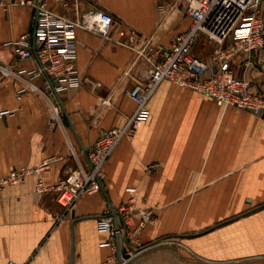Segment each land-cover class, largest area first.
Returning <instances> with one entry per match:
<instances>
[{"label": "crops", "instance_id": "1", "mask_svg": "<svg viewBox=\"0 0 264 264\" xmlns=\"http://www.w3.org/2000/svg\"><path fill=\"white\" fill-rule=\"evenodd\" d=\"M45 1L71 20L89 9L114 18L108 37L76 28L82 84L53 98L56 126L46 95L31 88L21 93L23 80L0 74V109L10 112L0 119V178L49 159L42 177L56 184L79 163L88 166L100 132L123 126L135 111L124 90L147 69L138 49L167 44L190 18L178 6L161 14L162 0ZM34 12L30 4L0 0V64L36 67L14 55V42L34 28ZM263 61L264 49L232 63L261 93ZM31 81L44 87L47 78ZM147 110L136 133L107 159L101 191L81 197L71 210L56 193L38 192L37 175L0 191V264H120L99 219L131 198L137 208L157 209V223L140 234L143 244L179 239L188 248L181 250L189 256L185 264H264V118L169 81L158 86ZM138 219L135 214L134 223ZM143 259L139 264H149Z\"/></svg>", "mask_w": 264, "mask_h": 264}, {"label": "built area", "instance_id": "2", "mask_svg": "<svg viewBox=\"0 0 264 264\" xmlns=\"http://www.w3.org/2000/svg\"><path fill=\"white\" fill-rule=\"evenodd\" d=\"M62 1V0H56ZM161 14L184 2L190 18L187 29L176 34L167 44L146 43L139 48L147 62L143 76L136 79L124 93L135 103V111L121 127L104 129L87 154L88 166L78 167L56 184H48L42 171L49 159L34 168L21 167L0 178V191L6 186L22 183L30 175H37L36 188L40 193L54 192L58 202L68 211L85 195L101 191L105 179L104 166L120 141L132 137L140 123L148 116L147 103L163 81L197 91L215 100L219 106H235L264 118V93L254 89L253 82L238 75L233 66L237 57L249 58L264 49V0H162ZM21 5L34 7V28L14 42V55L18 61L34 60L33 69L0 64V74L13 76L24 82L19 92L28 88L46 95L52 108L51 126L60 123L59 109L53 98L63 92L80 87L82 78L76 66V28L108 37L114 27V18L99 9H89L78 20L57 13L45 0H17ZM203 37L213 48L209 59L193 53L196 41ZM264 70V61L261 63ZM47 78L44 87L31 80ZM10 114L0 109V119ZM139 217L134 223L133 216ZM157 209H140L134 198L114 210H108L99 219V227L109 233L108 244L120 264H128L146 245L140 234L147 224H156ZM121 244V249H120ZM5 264H19L8 260Z\"/></svg>", "mask_w": 264, "mask_h": 264}, {"label": "rangeland", "instance_id": "3", "mask_svg": "<svg viewBox=\"0 0 264 264\" xmlns=\"http://www.w3.org/2000/svg\"><path fill=\"white\" fill-rule=\"evenodd\" d=\"M177 6L182 8L184 14H186L184 2L179 3ZM207 45L209 46V43L205 38L198 39L193 47V53L206 56V59H209L213 48L210 46V48L208 47L209 49H206ZM182 249H188L182 241L175 238H168V240L159 242L143 250L144 252H140V254L131 261V264H139L142 258H144L143 262L141 261L142 263L145 261V263L149 264H178L180 259L183 260L184 264L189 263V256L183 255L181 253Z\"/></svg>", "mask_w": 264, "mask_h": 264}, {"label": "water", "instance_id": "4", "mask_svg": "<svg viewBox=\"0 0 264 264\" xmlns=\"http://www.w3.org/2000/svg\"><path fill=\"white\" fill-rule=\"evenodd\" d=\"M114 212L116 213L117 212V209H114ZM148 245H151V244H148Z\"/></svg>", "mask_w": 264, "mask_h": 264}]
</instances>
